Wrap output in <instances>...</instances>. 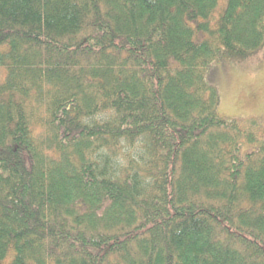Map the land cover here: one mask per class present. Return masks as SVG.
I'll list each match as a JSON object with an SVG mask.
<instances>
[{"label": "trees", "instance_id": "obj_1", "mask_svg": "<svg viewBox=\"0 0 264 264\" xmlns=\"http://www.w3.org/2000/svg\"><path fill=\"white\" fill-rule=\"evenodd\" d=\"M263 46L264 0H0V264H264V126L207 79Z\"/></svg>", "mask_w": 264, "mask_h": 264}, {"label": "rangeland", "instance_id": "obj_2", "mask_svg": "<svg viewBox=\"0 0 264 264\" xmlns=\"http://www.w3.org/2000/svg\"><path fill=\"white\" fill-rule=\"evenodd\" d=\"M207 79L219 90L222 115L240 122L253 118L264 126V46L250 58L214 64Z\"/></svg>", "mask_w": 264, "mask_h": 264}]
</instances>
